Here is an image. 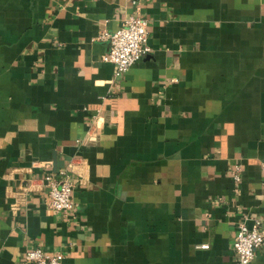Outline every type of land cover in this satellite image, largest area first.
Here are the masks:
<instances>
[{
    "label": "crops",
    "instance_id": "0c3cea01",
    "mask_svg": "<svg viewBox=\"0 0 264 264\" xmlns=\"http://www.w3.org/2000/svg\"><path fill=\"white\" fill-rule=\"evenodd\" d=\"M135 2L0 0V264L31 246L235 264V224L264 220V0ZM135 6L149 49L113 76L98 33ZM60 170L73 204L54 211L43 176Z\"/></svg>",
    "mask_w": 264,
    "mask_h": 264
},
{
    "label": "built area",
    "instance_id": "2783aa9c",
    "mask_svg": "<svg viewBox=\"0 0 264 264\" xmlns=\"http://www.w3.org/2000/svg\"><path fill=\"white\" fill-rule=\"evenodd\" d=\"M136 3L135 0H132ZM98 37L107 40V49L101 59L112 66V75L117 76L130 66L149 47L146 43V20L138 11L126 14L118 26L112 30L101 29ZM260 169L264 175V159L260 161ZM238 179L237 170L232 173ZM46 205L54 210H69L73 204L71 198L72 182L69 175L60 170L58 175L45 174ZM264 244V220L257 216L243 215L237 221L232 237V251L235 264H247L253 257L254 250ZM62 253H47L39 246L27 248L22 262L30 264H62Z\"/></svg>",
    "mask_w": 264,
    "mask_h": 264
}]
</instances>
